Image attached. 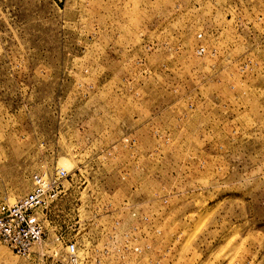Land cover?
I'll list each match as a JSON object with an SVG mask.
<instances>
[{
  "label": "rangeland",
  "instance_id": "1",
  "mask_svg": "<svg viewBox=\"0 0 264 264\" xmlns=\"http://www.w3.org/2000/svg\"><path fill=\"white\" fill-rule=\"evenodd\" d=\"M56 169L0 264H264V0H0V205Z\"/></svg>",
  "mask_w": 264,
  "mask_h": 264
},
{
  "label": "built area",
  "instance_id": "2",
  "mask_svg": "<svg viewBox=\"0 0 264 264\" xmlns=\"http://www.w3.org/2000/svg\"><path fill=\"white\" fill-rule=\"evenodd\" d=\"M197 39L201 40L202 35L198 34ZM205 52L203 46H199L196 54L202 56ZM129 140H124V144ZM69 174L63 169H56L51 174L37 173L31 177L30 191L16 200L14 203H3L0 205V243L6 246L12 253L20 258H27L32 249L40 245L45 237V232L39 221H33L36 212H47L59 198L68 191ZM135 217V213L131 214ZM73 227L75 230L74 239L63 242L65 256L64 264H90L87 257L91 248L88 238V227L81 220H97L95 217L82 219L75 215ZM118 220V219H115ZM139 220H149L147 216ZM118 226V222L114 223ZM79 234L85 236L81 240ZM56 242L61 243L60 238ZM135 252H139L138 248Z\"/></svg>",
  "mask_w": 264,
  "mask_h": 264
}]
</instances>
